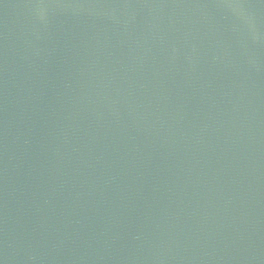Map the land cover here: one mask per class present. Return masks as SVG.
Masks as SVG:
<instances>
[{
  "label": "water",
  "instance_id": "1",
  "mask_svg": "<svg viewBox=\"0 0 264 264\" xmlns=\"http://www.w3.org/2000/svg\"><path fill=\"white\" fill-rule=\"evenodd\" d=\"M0 264H264V0H0Z\"/></svg>",
  "mask_w": 264,
  "mask_h": 264
}]
</instances>
